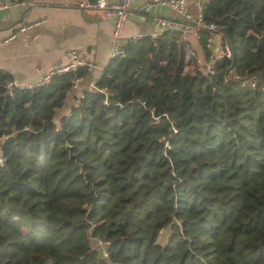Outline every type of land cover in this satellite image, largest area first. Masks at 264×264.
I'll return each mask as SVG.
<instances>
[{
  "label": "trees",
  "instance_id": "obj_1",
  "mask_svg": "<svg viewBox=\"0 0 264 264\" xmlns=\"http://www.w3.org/2000/svg\"><path fill=\"white\" fill-rule=\"evenodd\" d=\"M201 7L232 52L210 72L180 29L127 37L58 117L88 69H0V264H264V0Z\"/></svg>",
  "mask_w": 264,
  "mask_h": 264
},
{
  "label": "crops",
  "instance_id": "obj_2",
  "mask_svg": "<svg viewBox=\"0 0 264 264\" xmlns=\"http://www.w3.org/2000/svg\"><path fill=\"white\" fill-rule=\"evenodd\" d=\"M77 1L35 0L30 6L10 5L0 8V39L13 31L19 21L30 22L40 17L45 18L43 22L18 32L15 38L0 44V69L10 74L15 86L34 84L51 67L66 62L68 48L81 49L92 59L93 67L72 85L65 98V105L57 113L58 117L68 113L70 105L77 101L75 98L90 82L95 81L111 57L112 18L88 12L77 6ZM197 2L198 0H184V10L191 15L195 14ZM154 3L153 0L132 1L123 24L121 42L127 37L156 34L155 23L160 17L172 22L173 28L182 30L192 58L188 67L195 66L194 55L201 62L208 61L210 54L217 51L219 39H213L212 46L205 53L198 44L199 37L182 28L181 13L169 6L165 12L155 14L142 10Z\"/></svg>",
  "mask_w": 264,
  "mask_h": 264
},
{
  "label": "built area",
  "instance_id": "obj_3",
  "mask_svg": "<svg viewBox=\"0 0 264 264\" xmlns=\"http://www.w3.org/2000/svg\"><path fill=\"white\" fill-rule=\"evenodd\" d=\"M133 0H78L77 6L93 14L100 16H110L112 18V31H111V47H110V56L122 55L123 52L120 48V43L122 39V28L125 20L130 11L131 3ZM155 3L164 4L172 8L178 13L182 14V28L192 32L194 35L199 37L198 31L202 28H205L209 31L208 36L206 37V47L209 48L212 46V40L218 38L217 51L210 54V59L205 62H201L197 56L194 57L195 68L202 71H211V62L214 58H230L232 56L231 48L227 40L222 37L221 33L218 31L217 26L214 22H204L201 14V1L197 2V11L195 14H189L184 10V0H153ZM35 0H0V8H6L10 5H20V6H30L34 4ZM45 18L40 17L36 20L30 22L19 21L16 28L11 31L9 34L0 39V44L6 41H9L16 37L17 33L25 30L26 28L39 24L43 22ZM156 22L161 27L172 25L173 23L165 20L164 18H157ZM68 59L66 62L59 63L51 67L47 72H45L40 80L34 84H40L46 82L51 75L61 72H75L79 67H85L90 69L93 67L94 63L92 59L85 53L83 50L78 48H68L66 50ZM234 77L238 75L234 74ZM81 78L80 75H75L72 78L73 84H75ZM241 84H248L250 86L256 85L255 79L241 80ZM12 81H8L6 86L10 89L13 86ZM30 84L29 86H32ZM94 87V82H90L86 89H92ZM103 90V88L101 89ZM82 96L80 95L78 97ZM78 101V98H77ZM76 101V102H77ZM75 102V103H76ZM103 102H106V99H103ZM3 163V154L0 149V165ZM100 242V241H99Z\"/></svg>",
  "mask_w": 264,
  "mask_h": 264
},
{
  "label": "water",
  "instance_id": "obj_4",
  "mask_svg": "<svg viewBox=\"0 0 264 264\" xmlns=\"http://www.w3.org/2000/svg\"><path fill=\"white\" fill-rule=\"evenodd\" d=\"M167 9H168V6L167 5L154 3V4H151V5L148 4L142 10L144 12H146V13H149V14H155V12H165ZM167 16H169V15H167ZM173 27L174 26H172V25L165 26V27H161V26H158L157 23H155L154 30H155V33H157V32H162V31L171 29ZM222 31L225 32V34L227 35V37L229 39V42L231 44L230 34H229L228 30L225 27H223L222 28ZM68 149H69V152H70L69 153L70 157L75 156V154L73 152H71V149H70V146L69 145H68ZM79 162H81V160H79Z\"/></svg>",
  "mask_w": 264,
  "mask_h": 264
},
{
  "label": "rangeland",
  "instance_id": "obj_5",
  "mask_svg": "<svg viewBox=\"0 0 264 264\" xmlns=\"http://www.w3.org/2000/svg\"><path fill=\"white\" fill-rule=\"evenodd\" d=\"M169 230L168 228H162L159 233H158V237H157V242L160 243V244H163L166 242L167 238H168V235H169ZM95 245H99V243H95Z\"/></svg>",
  "mask_w": 264,
  "mask_h": 264
}]
</instances>
